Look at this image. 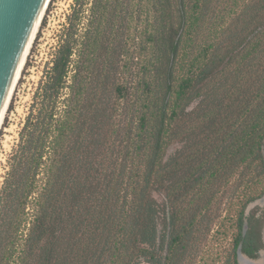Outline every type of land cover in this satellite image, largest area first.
<instances>
[{"label":"trees","instance_id":"obj_1","mask_svg":"<svg viewBox=\"0 0 264 264\" xmlns=\"http://www.w3.org/2000/svg\"><path fill=\"white\" fill-rule=\"evenodd\" d=\"M147 1L134 84L126 0H94L84 30L74 6L0 189V264H190L231 178L263 181L264 0ZM258 197L224 264L264 250Z\"/></svg>","mask_w":264,"mask_h":264},{"label":"rangeland","instance_id":"obj_2","mask_svg":"<svg viewBox=\"0 0 264 264\" xmlns=\"http://www.w3.org/2000/svg\"><path fill=\"white\" fill-rule=\"evenodd\" d=\"M83 1L86 6H84L81 29L84 30V25H88L89 19L95 18V14L91 15L94 0H50L49 2L0 131V189L10 169V157L19 143L20 131L29 113L35 92L46 71L53 65L52 61L59 48L61 35L68 24L74 6ZM114 1L109 0L111 4ZM243 3L244 0H242ZM122 7L124 9L120 11L123 14V18H120L121 38L126 40L130 49V54L123 57L122 63L128 67H124L126 72L122 75V80L134 84L142 76V66L151 56L150 44L146 40L145 32L151 30L153 12L147 0H130V3L126 0ZM176 148L177 145H173L170 152ZM263 189L264 178L261 183L256 182L251 171L244 175L235 174L231 178L221 196L216 222L199 254L190 264H224L234 246L238 211L251 196L259 197L249 204L247 214L251 212L259 214L262 217L264 230V195H259ZM155 196L159 200L162 199L159 194ZM238 258L241 264H264V250L257 259H251L243 253L239 254Z\"/></svg>","mask_w":264,"mask_h":264},{"label":"water","instance_id":"obj_3","mask_svg":"<svg viewBox=\"0 0 264 264\" xmlns=\"http://www.w3.org/2000/svg\"><path fill=\"white\" fill-rule=\"evenodd\" d=\"M47 0H0V118Z\"/></svg>","mask_w":264,"mask_h":264},{"label":"bare ground","instance_id":"obj_4","mask_svg":"<svg viewBox=\"0 0 264 264\" xmlns=\"http://www.w3.org/2000/svg\"><path fill=\"white\" fill-rule=\"evenodd\" d=\"M49 2H50V0H47L46 3H45V6H44V8H43V10L41 12V15H40V20H39V22L36 25V28H35L34 33H33V36L31 37V41H30L31 44L29 45V48L25 52V55H24V57L22 59V62H21L20 67H19V70H18V72L16 74V77H15V79L13 81V84L11 86V89L9 91L8 98H7V103L5 104V107L3 109V112H2V115H1V118H0V131L3 128V125H4L3 121H4L5 117H6L9 104L11 102V99H12L13 95H14L16 87H17V85L19 83V79L21 78V76L23 74L25 63L27 61L28 55L30 53V50H31V48L33 46L34 40L36 38V35H37L38 31H39L40 25L42 24L41 22H43L42 20L44 19L43 17L46 14V10H47V7L49 5Z\"/></svg>","mask_w":264,"mask_h":264},{"label":"built area","instance_id":"obj_5","mask_svg":"<svg viewBox=\"0 0 264 264\" xmlns=\"http://www.w3.org/2000/svg\"><path fill=\"white\" fill-rule=\"evenodd\" d=\"M52 1V0H51Z\"/></svg>","mask_w":264,"mask_h":264}]
</instances>
